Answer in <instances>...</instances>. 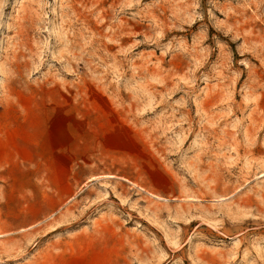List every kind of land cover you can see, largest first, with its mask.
Masks as SVG:
<instances>
[{
	"label": "rangeland",
	"instance_id": "1",
	"mask_svg": "<svg viewBox=\"0 0 264 264\" xmlns=\"http://www.w3.org/2000/svg\"><path fill=\"white\" fill-rule=\"evenodd\" d=\"M0 264H264V0H0Z\"/></svg>",
	"mask_w": 264,
	"mask_h": 264
}]
</instances>
